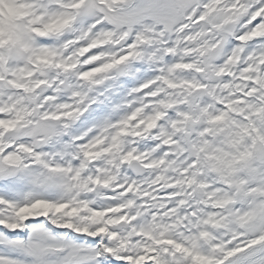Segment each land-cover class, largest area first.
<instances>
[{"label":"snow or ice","instance_id":"1","mask_svg":"<svg viewBox=\"0 0 264 264\" xmlns=\"http://www.w3.org/2000/svg\"><path fill=\"white\" fill-rule=\"evenodd\" d=\"M0 264H264V0H0Z\"/></svg>","mask_w":264,"mask_h":264}]
</instances>
